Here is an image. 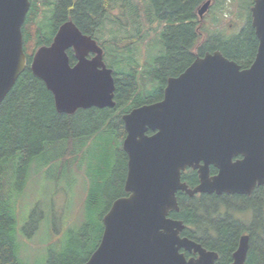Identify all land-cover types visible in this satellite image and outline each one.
Masks as SVG:
<instances>
[{"label":"water","instance_id":"water-1","mask_svg":"<svg viewBox=\"0 0 264 264\" xmlns=\"http://www.w3.org/2000/svg\"><path fill=\"white\" fill-rule=\"evenodd\" d=\"M210 3L198 8L200 19ZM29 5L30 0H0V103L27 64L22 26ZM250 16L258 43L249 66L219 50L206 52L167 78L160 100L122 114L127 194L103 215L99 243L82 264H214L218 254L181 236L184 223L168 213L179 210L177 191L250 195L264 183V0H253ZM102 52L67 20L48 45L37 48L29 68L60 113L113 107L114 78ZM209 165L217 174L209 175ZM187 167L198 174L194 188L181 181ZM181 249L198 257L186 260ZM247 250L248 234H242L230 264H245Z\"/></svg>","mask_w":264,"mask_h":264},{"label":"trees","instance_id":"trees-1","mask_svg":"<svg viewBox=\"0 0 264 264\" xmlns=\"http://www.w3.org/2000/svg\"><path fill=\"white\" fill-rule=\"evenodd\" d=\"M205 1L134 0L133 3L131 0H30L22 26L24 47L29 51L25 52L27 64L0 103V264H36V258L33 261L26 257L21 258L20 249L23 246L22 238L24 235L28 236L27 229H39L43 216H36L33 210L23 225H17V213L11 204L10 188L13 177L18 176L20 179L26 166L36 156H42L46 148L54 143L53 139L59 136L69 142L63 153L65 162L69 163L73 160L74 141L77 137H91L103 127L115 123L124 137L122 114L133 107L160 100L167 78L180 74L197 56L219 50L242 68L250 65L258 41L251 26L248 9L245 17L237 0L236 4L240 9L238 16L245 17V24L235 33L223 34L217 25L208 24L207 17L199 26L197 10ZM211 2L209 10L213 12L217 7L216 0ZM52 9L51 17L49 16L54 27L52 37L63 22L71 20L82 33L90 35L102 47L104 62L108 67H114V70L111 68L115 84L113 107H90L78 109L72 114L60 113L55 109L52 93L40 78L32 74L29 65L33 53L39 46L48 45L52 39L46 38L42 28L44 22L38 18L40 14ZM143 20L146 23H156L154 30L161 26L158 33L164 45L163 52L150 66L146 61L138 63V68L139 65L146 67L145 72L131 67L120 70L119 61L122 55L119 58L116 55L124 54L138 40L145 38L144 32L150 27L145 25L143 29ZM119 23L125 26L121 27ZM111 26L114 28H109ZM207 26L211 34L201 32ZM125 28H128L127 34ZM107 33L109 37L104 36ZM67 54L70 64H74L72 50L68 49ZM87 125H92L88 131L84 129ZM61 154L62 151L58 155ZM119 155L123 160L120 163V158L117 157V165L110 180L101 182L92 192L98 199L109 202L114 196L126 195L122 185L126 176L127 155L122 148ZM107 171L108 168H102L101 172L105 174ZM195 177V172L188 171L181 179L192 187ZM177 202L179 212L176 216H171L182 220L188 226L184 235L214 249L218 254L216 264L231 263L232 253L242 234H248L245 264H264V184L256 187L247 196H189L180 193L177 194ZM244 213L249 214L251 222H242ZM205 220L211 221L212 226L207 225ZM99 221L91 220L89 238L96 230L98 234H102L103 224ZM85 226L79 230L82 233L80 247L78 244L74 245L75 231L69 230L66 243L59 239L51 242L52 247L48 243L49 248L41 264H82L86 261L96 247L87 252L84 259L79 258L86 246L83 235L88 229Z\"/></svg>","mask_w":264,"mask_h":264},{"label":"rangeland","instance_id":"rangeland-1","mask_svg":"<svg viewBox=\"0 0 264 264\" xmlns=\"http://www.w3.org/2000/svg\"><path fill=\"white\" fill-rule=\"evenodd\" d=\"M131 2L134 3V0H131ZM236 2L237 0H216L217 7L213 12L209 10L205 16L208 24L211 26L217 25L223 34L237 32L245 24L247 9L249 12L253 0H238V6L244 12V18L238 16L240 9ZM242 7H244V10ZM51 11L53 9L50 12L46 11L44 14H40L38 18L44 22L42 28L47 39L52 37V30L54 29L49 18ZM115 14H117V11H115ZM215 19L217 20L215 21ZM145 25L150 27L144 32L146 33L145 38L138 40L137 44L132 45L131 49L126 50L124 54L117 53V58L122 55L119 61L121 63L120 70L131 67L145 72L147 71L146 67L139 65L138 68V63L146 61L150 66L152 61L163 52L164 45L158 33L161 26L154 30L156 23H146L143 20L142 28ZM109 28L113 29L114 26ZM209 31L208 26L203 28V31L201 30L202 33L211 34ZM127 32L128 28H125V34ZM104 36L109 37V34L107 33ZM24 50L26 53L29 52L26 46ZM111 68L114 70L113 66ZM80 115L87 116L88 114ZM109 122L111 123L112 120ZM90 127L92 125H87L84 129L88 131ZM53 140L54 143L51 147L46 148L42 156H36L31 161L32 163L26 166L20 179H18V176L13 177L12 189L10 188L11 204L17 213V225H23L33 210H35L36 216H43L40 220L39 229L32 230V227H29L27 229L28 236L23 234V246L20 249L21 258L26 257L30 261L36 258V264H41L46 256L47 249L52 247L50 244L53 240L59 239L60 242L65 241L66 243L69 230L75 231L73 235L74 245L78 244V247H80L82 233L79 230L86 225L85 228L88 230H85L83 235L86 246H84L85 249L79 257L81 260L84 259L87 252L97 246L101 237V233L98 234L97 230L95 234L91 233L90 238L88 237L89 226L90 228L92 226L91 220L96 219L98 221L99 219V222L102 223L103 215L109 209L113 200L119 196H114L111 198L113 200L108 202V200L98 199V196L95 197L92 193L101 182L104 183L110 180L113 169L117 165V157L120 158V163L123 160L119 155L123 135L116 123L103 127L97 133L92 134L91 137H77L74 141L73 160L69 163L65 162L63 156L69 142L59 136ZM61 151L62 154L58 155ZM106 165H109V167H106ZM102 168H108V171L104 174L101 172ZM197 198L195 197V199ZM242 218L240 219L244 223L251 222L248 213H244Z\"/></svg>","mask_w":264,"mask_h":264},{"label":"flooded vegetation","instance_id":"flooded-vegetation-1","mask_svg":"<svg viewBox=\"0 0 264 264\" xmlns=\"http://www.w3.org/2000/svg\"><path fill=\"white\" fill-rule=\"evenodd\" d=\"M212 6V2L210 3V5H209V8H208V10H207V12L203 15V17L201 18V19H198L200 22H199V26H201V23L202 22H204V18H205V16L208 14V12H209V9H210V7ZM199 18V17H198ZM91 56H93V54H89V56L88 57H91ZM76 61V60H75ZM236 158H239V156H236L235 158H234V160L236 159ZM188 171H193V172H195V174H196V177L193 179V183H192V187L191 188H194L198 183H199V178H198V174H197V172H196V170H193V169H191V168H186L185 170H183L182 171V175H181V177L183 176V174H185V173H187ZM217 172H218V170L216 169V167H214L213 165H209V175L210 176H213V175H215V174H217ZM186 184H187V182H185ZM264 184V183H263ZM263 184H261V185H263ZM188 185V184H187ZM259 185H257V186H255V188L256 187H258ZM254 188V189H255ZM253 189V190H254ZM180 193H184L183 191H177V194H180ZM252 193V192H251ZM214 196V197H218V196H224V195H245V194H237V193H234V194H228V193H224V192H222V193H216V192H210V193H208V192H204V193H196V194H194V195H192V196ZM247 196V195H246ZM179 212V210L178 211H170L169 213H168V217H171V218H175V217H173V216H176V214ZM171 214L173 215V216H171ZM204 216V215H203ZM217 216V215H216ZM175 219H178V218H175ZM207 219H208V216H207ZM205 223L207 224V225H209V226H212V222L211 221H209V220H205ZM188 226L186 225V224H184V228H183V230L181 231V233H180V235L181 236H185V237H187V238H189V239H191V240H193V241H195V242H197V243H199L204 249H206V250H210V251H214V249L212 250L211 248H208L207 246H205V244L203 243V242H201V241H199V240H197V239H193V238H191V237H189V236H187V235H184L183 233H184V230H185V228H187ZM204 232H206V231H204ZM204 239H208V240H210V241H212V240H215V238H211V239H209V238H204ZM181 252H183V254H184V256H185V258H186V260H188V259H190V258H192V259H195V258H197L198 257V253H196V252H194V251H187V250H184V249H181L180 250ZM216 261H217V259L215 260V262H214V264H216Z\"/></svg>","mask_w":264,"mask_h":264},{"label":"bare ground","instance_id":"bare-ground-1","mask_svg":"<svg viewBox=\"0 0 264 264\" xmlns=\"http://www.w3.org/2000/svg\"><path fill=\"white\" fill-rule=\"evenodd\" d=\"M47 5V4H46Z\"/></svg>","mask_w":264,"mask_h":264}]
</instances>
